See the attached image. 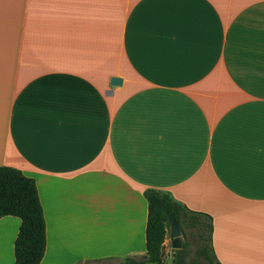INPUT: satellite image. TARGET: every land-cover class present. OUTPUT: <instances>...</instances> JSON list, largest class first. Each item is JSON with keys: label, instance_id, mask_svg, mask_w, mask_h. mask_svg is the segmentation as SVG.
<instances>
[{"label": "crops", "instance_id": "crops-1", "mask_svg": "<svg viewBox=\"0 0 264 264\" xmlns=\"http://www.w3.org/2000/svg\"><path fill=\"white\" fill-rule=\"evenodd\" d=\"M0 167L35 182L40 264L144 258L147 189L264 264V0H0Z\"/></svg>", "mask_w": 264, "mask_h": 264}, {"label": "trees", "instance_id": "trees-1", "mask_svg": "<svg viewBox=\"0 0 264 264\" xmlns=\"http://www.w3.org/2000/svg\"><path fill=\"white\" fill-rule=\"evenodd\" d=\"M144 198L147 202V222L146 255L143 264H164L163 243L170 233L167 213L172 214L178 221V214L185 208L159 190H145ZM6 216L20 220L14 242L15 264H40L45 252L46 226L35 182L19 170L0 167V219ZM211 255L219 264L212 248Z\"/></svg>", "mask_w": 264, "mask_h": 264}, {"label": "rangeland", "instance_id": "rangeland-1", "mask_svg": "<svg viewBox=\"0 0 264 264\" xmlns=\"http://www.w3.org/2000/svg\"><path fill=\"white\" fill-rule=\"evenodd\" d=\"M181 228V248L176 250L178 264H217L211 255L210 222L203 216L181 210L178 214ZM144 258L111 259L83 264H143Z\"/></svg>", "mask_w": 264, "mask_h": 264}, {"label": "water", "instance_id": "water-1", "mask_svg": "<svg viewBox=\"0 0 264 264\" xmlns=\"http://www.w3.org/2000/svg\"><path fill=\"white\" fill-rule=\"evenodd\" d=\"M121 80L117 77H113L111 79V85H119ZM167 218L168 222L170 225V233H169V238H170V243H171V248L169 250V253L165 255L162 259L164 264H178V260L175 259V250H178L181 248V228L179 226L178 221L175 219V217L167 213Z\"/></svg>", "mask_w": 264, "mask_h": 264}]
</instances>
